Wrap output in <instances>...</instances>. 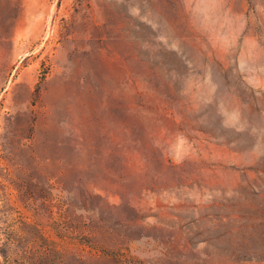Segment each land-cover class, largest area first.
<instances>
[{"label":"rangeland","instance_id":"374dc122","mask_svg":"<svg viewBox=\"0 0 264 264\" xmlns=\"http://www.w3.org/2000/svg\"><path fill=\"white\" fill-rule=\"evenodd\" d=\"M0 264H264V0H0Z\"/></svg>","mask_w":264,"mask_h":264}]
</instances>
